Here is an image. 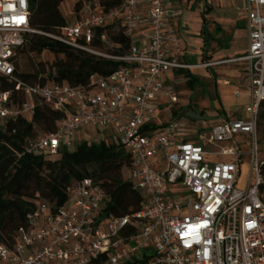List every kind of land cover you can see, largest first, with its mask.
Returning a JSON list of instances; mask_svg holds the SVG:
<instances>
[{"label":"built area","instance_id":"1","mask_svg":"<svg viewBox=\"0 0 264 264\" xmlns=\"http://www.w3.org/2000/svg\"><path fill=\"white\" fill-rule=\"evenodd\" d=\"M166 5L167 0H123L102 12L83 2L79 16L49 36L71 50L125 64L108 78L90 76L93 90L87 94L54 82L28 85L15 75L18 50L37 32L30 27V0H0V76L14 86L0 89V121L31 117L38 102L62 115L53 133L26 142V155L55 156L84 129L111 130L129 154L128 180L142 198L132 216L102 218L105 192L89 178L73 182L69 204H39L18 242L11 249L0 246V264H94L101 257L106 259L98 264H264V158L257 141L264 102V0H245L247 48L232 60L245 67L235 92L248 97L245 118L199 133L196 143L176 139L177 121L146 132L158 97L171 105L179 100L163 76L198 68L170 55L177 35L167 26ZM143 24L148 30L142 45L135 35ZM109 25L130 38L123 57L91 47L96 29ZM99 39L109 45L104 35ZM238 136L251 146L250 174L240 188Z\"/></svg>","mask_w":264,"mask_h":264},{"label":"trees","instance_id":"2","mask_svg":"<svg viewBox=\"0 0 264 264\" xmlns=\"http://www.w3.org/2000/svg\"><path fill=\"white\" fill-rule=\"evenodd\" d=\"M63 1L30 0V27L37 33L27 36L24 46L18 50L16 60L21 54L38 56L47 53L52 55L53 61L45 59L35 63L34 72H19L15 60V75L28 85L54 82L81 88L88 94L93 90L90 76L108 78L125 64L71 50L49 37L61 34L65 25L59 12ZM83 2L91 9L107 12L119 6L123 0H79L73 7L74 18L79 16ZM103 35L108 46L100 42L99 38ZM207 39L210 40L209 35ZM91 47L113 57H123L130 48V38L122 32L120 26L109 25L96 29ZM182 73L187 88L192 90L201 85L198 77L188 71ZM13 88L12 84L0 76L2 91ZM61 116L59 112L38 102L31 117L0 121V246L11 249L18 242L19 230L27 228V217L39 204H48L54 208L63 206L68 200L67 190L71 183L84 178L93 180L106 194V201L100 209L102 218L132 216L141 208L142 198L131 189L128 180L129 154L119 142H107V137L99 142L83 139L71 151H62L59 159L47 154L24 153L26 142L36 138V128L43 134H51ZM257 129L264 137V102L260 106ZM123 170L127 172L125 180ZM260 173L264 179V165ZM105 259L101 257L94 264Z\"/></svg>","mask_w":264,"mask_h":264},{"label":"crops","instance_id":"3","mask_svg":"<svg viewBox=\"0 0 264 264\" xmlns=\"http://www.w3.org/2000/svg\"><path fill=\"white\" fill-rule=\"evenodd\" d=\"M234 1L236 0H167L166 7L169 17L166 19V23L168 27L175 30L177 35V43L170 47V55L176 57L183 64L197 65L198 68L170 71L163 76V84L174 87L177 91L179 84L182 82L185 85L186 82L182 72L188 71L199 78L201 87L203 85L202 80H211L210 75H203V70L210 71L216 83L218 76L212 70L217 67H224L229 70L230 76L227 79H223L222 82L229 87V92H231L223 91L220 93L214 83V98L220 100L221 97H226L230 94L235 100L243 99L241 105L223 107L219 103H215L216 120L213 118L207 119L213 120V123L207 127L205 132L222 122L245 118L243 109L248 104V97L245 94H240L238 97L235 96L245 67L241 62L232 61L243 56L247 48L245 0H242L241 7H236L237 14L232 10ZM147 30L148 28L143 24L135 35L138 42L142 45L145 43L142 39V34L146 33ZM208 35L210 40L207 39ZM243 37H245V46H237V41ZM219 43L220 45H218ZM206 63H211L212 65L209 67L202 66ZM178 103L173 105L175 108L166 115L165 110L171 104H168L163 97H158L155 101L154 113L146 123V132L158 131L168 122L176 121V118L181 113L185 115L187 112L178 106ZM177 107L180 108V111H176ZM174 112H176L175 115H173ZM191 113L195 114L194 111ZM160 115L162 116L160 117ZM88 132L90 131L87 129L79 132L68 147L76 145V140H83ZM203 132L195 130L190 134L187 132L182 133L179 128L176 139L196 143L197 135ZM141 254L142 256L145 255L144 253Z\"/></svg>","mask_w":264,"mask_h":264},{"label":"rangeland","instance_id":"4","mask_svg":"<svg viewBox=\"0 0 264 264\" xmlns=\"http://www.w3.org/2000/svg\"><path fill=\"white\" fill-rule=\"evenodd\" d=\"M79 0H65L63 1L59 6V12L62 15L65 25L67 23L71 22L74 18V11L73 7L76 2ZM242 0H236L234 1L232 10L237 14L236 7H241ZM237 46H245V37L241 38L239 41H237ZM45 59L48 62L53 61L52 55H48L47 53H44L42 55H27V54H21L18 55L16 63H17V69L19 72H34L35 70V63H38L40 61H43ZM46 62V61H45ZM49 64V63H48ZM48 65H46L45 69H47ZM218 76V81L215 83L214 76L210 73V71L203 70V75H210L211 80H202L203 85L194 87L192 90L190 88H187L184 83L181 82L179 84L180 86L177 88V92L179 93V103L178 106L182 107V109L186 111L192 110L195 112L197 116L204 117V118H213L216 120L215 116V103H219L223 107L227 106H233V105H241L243 103V99L235 100L232 95H227L226 97H221V99L214 98V83L216 84V87L222 93L223 91L229 92V87L225 85L222 80L227 79L230 76L229 70L225 69L224 67H217L213 69ZM231 92V91H230ZM229 92V93H230ZM220 101V102H219ZM175 107L171 105L169 108L165 110L166 115L169 114L171 110H173ZM176 111H180V108L177 107ZM159 116V115H157ZM162 115H160L161 117ZM176 121L179 123L180 130L182 133H191L193 131H206L207 127L212 125L213 120H198L189 118L187 115L180 114L179 117L176 118ZM196 128V129H194ZM112 134V135H111ZM44 135L42 131L38 130L36 128V137ZM112 137H109V136ZM104 137H107V142H116L118 143L117 137L114 135V133L111 130H102L101 132H88L85 136L84 140H87L89 142H99L104 139ZM79 141V140H78ZM76 140V142L78 143ZM236 141L238 142V145L241 149V158H240V176L238 178L237 186L244 187L246 180L249 177L250 174V151L251 146L247 142L245 136H238L236 138ZM257 141H258V147H259V153L260 157L264 158V137H262L260 131L257 129ZM74 148L72 147H66L61 148L59 150V153L55 155L53 158L59 159L61 157V152L65 149L67 151H71ZM123 179H126L127 172L126 170H123L122 173ZM70 202H67L69 204Z\"/></svg>","mask_w":264,"mask_h":264},{"label":"water","instance_id":"5","mask_svg":"<svg viewBox=\"0 0 264 264\" xmlns=\"http://www.w3.org/2000/svg\"><path fill=\"white\" fill-rule=\"evenodd\" d=\"M189 118H193V119H198V120H206V119H208V118H204V117H200V116H197L196 114H194V113H188V115H187Z\"/></svg>","mask_w":264,"mask_h":264}]
</instances>
